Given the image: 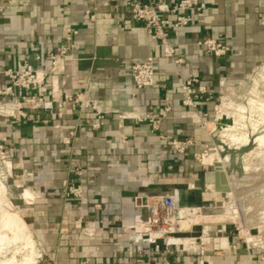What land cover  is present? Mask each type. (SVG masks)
I'll list each match as a JSON object with an SVG mask.
<instances>
[{
    "label": "crops",
    "instance_id": "obj_1",
    "mask_svg": "<svg viewBox=\"0 0 264 264\" xmlns=\"http://www.w3.org/2000/svg\"><path fill=\"white\" fill-rule=\"evenodd\" d=\"M126 1L97 0L93 23L86 15L90 0H7L0 15V90L8 84L4 73L19 61L30 57L35 63L39 55V67L47 69L49 55L59 52L66 31L79 33L68 60L58 68L57 82L49 77L44 85L52 109L26 110L24 117L0 115V159L14 164L21 180L14 184L17 200L28 206L22 217L56 264H197L198 254L170 255L161 242L159 252L143 245L139 253L125 226L146 215L134 206L135 197L175 195L181 207L191 208H207L212 201L205 192L214 171L198 157L214 145L210 126H219V99L264 62V0H201L206 9L193 13L189 26L169 31L179 64L164 56L142 23L130 19ZM155 1L171 5L178 0ZM205 37L228 45V55L216 58L200 51L196 43ZM148 57L156 61L155 83L138 89L129 67ZM190 78L199 79L197 87L206 90L196 108L183 104L182 83ZM76 94L96 102L104 119L97 121L91 108L62 104L66 95ZM166 98L172 110L160 131L138 121L160 113ZM13 101L0 96L1 103ZM187 111L194 112L193 118ZM119 113L128 118L119 121ZM97 123L100 128L94 129ZM73 130L76 136L68 144ZM174 139H192L194 145L178 155L171 148ZM71 184L82 185L81 199L66 200L64 189ZM25 190L31 196L27 202ZM86 221L96 223L94 237L82 234Z\"/></svg>",
    "mask_w": 264,
    "mask_h": 264
},
{
    "label": "built area",
    "instance_id": "obj_2",
    "mask_svg": "<svg viewBox=\"0 0 264 264\" xmlns=\"http://www.w3.org/2000/svg\"><path fill=\"white\" fill-rule=\"evenodd\" d=\"M59 1V0H57ZM116 1V0H108ZM91 7L86 11L87 17L91 22H96L98 3L97 0H90ZM7 0H0V15L6 11ZM129 17L131 20L142 23L146 31L153 35L160 43L165 57L172 59L176 64L181 61L175 59L176 49L169 43V31L181 29L189 26L193 21V13H201L206 9V4L201 0H178L173 4L157 2L155 0L144 1H126ZM261 24L264 26V17L261 19ZM78 30L68 29L63 45L60 47L58 53H51L48 58L47 69L39 67L41 57L34 56L35 63L30 57L19 61L15 69H8L4 74L8 80V84L0 90V96H9L14 99L10 103L0 102V115L14 116L19 114L22 117L26 115V110H36L42 108L44 110H51L52 103L45 100L44 96L47 92L44 86L47 79L50 77L57 82L59 75L58 68L61 64L68 60V55L74 49V37L78 35ZM196 47L211 56L222 58L228 55L230 48L224 42L211 37H205L196 43ZM129 74L132 78L133 84L138 89L150 88L154 86L156 74V61L153 57H148L143 61L134 62L129 67ZM199 79L190 78L182 83V91L184 93L183 104L189 108H196V101L200 99V94H205L206 90L202 87H197ZM39 89V94H33V91ZM57 89L52 88V98L55 99ZM72 104L73 109L79 107L80 109L91 108L95 112L97 121L104 119V115L100 112L96 102L88 100L85 94H76L74 96L66 95L64 97L63 105ZM171 105L168 98L165 100V105L160 113L148 114L143 118H138L140 123H147L154 132L161 129L162 123L167 119L171 112ZM218 105L215 106L217 112ZM186 116L193 118L194 112H185ZM119 121H124L128 117L125 113L117 114ZM216 122H218L216 120ZM216 124V123H214ZM58 127V126H57ZM94 129L100 128V124L93 125ZM76 136V130L70 131L67 143L70 144ZM194 145L192 139H174L171 141V148L178 154L183 155L187 150ZM209 149L204 154L200 155L198 159L203 163L204 157ZM209 154V153H208ZM2 163L6 164L4 158L0 159ZM10 164V163H9ZM204 164V163H203ZM7 165V164H6ZM205 165V164H204ZM11 166V164H10ZM212 167V166H208ZM11 168V167H10ZM76 175L81 177L80 169L76 170ZM66 200L81 199L84 195V190L81 184L67 185L64 189ZM134 206L146 213L142 220L125 226V229L130 231L129 239L138 246V252L141 253L143 245L149 247L154 246L155 251L161 250L159 242L165 248L167 254L173 255L176 253L198 252L200 255L199 264H209L205 260V249L199 252L198 249H180L176 244H170L169 236H178L187 233L181 227V221L190 217H202L208 213V208L200 207H181L175 195L157 196L152 198L135 197ZM213 210L216 209V201H213ZM99 208V207H96ZM184 213L182 217L181 213ZM86 227L82 229V234L86 237H94L96 235V223L94 221H86ZM208 227L203 230V234L208 236ZM226 230V229H225ZM224 230V232H225ZM191 233V230H189ZM189 239L195 242L200 241L203 246L202 238H181ZM215 250H218L215 247Z\"/></svg>",
    "mask_w": 264,
    "mask_h": 264
},
{
    "label": "rangeland",
    "instance_id": "obj_3",
    "mask_svg": "<svg viewBox=\"0 0 264 264\" xmlns=\"http://www.w3.org/2000/svg\"><path fill=\"white\" fill-rule=\"evenodd\" d=\"M263 104H264V62L261 63L258 67H256V69H254V71L246 77V79L244 80L242 85L239 86V88H236L232 92L225 93L224 95H222L221 99H219L218 110L216 112L215 117H216V120L218 121V124L221 123V126L219 128L217 127L216 124H211L210 126L211 127L210 129L214 131L213 133L215 135V138H214V145H212L209 148L212 150L214 149V151H209L208 152L209 155L207 153V155L204 157L203 163L205 165H211L215 161L214 165L215 164L220 165L221 172L224 176L223 165H225V168L228 169V164L231 161V157L229 160V155H225L226 158L225 156H222L221 153L224 151V147L230 150H238L241 147L250 146V144H252L253 138L260 136V135L263 136V132H264V111H263L264 109H262L264 107ZM227 114L229 118L227 117ZM222 121L224 123H222ZM213 128H215L216 130ZM228 128L229 129L231 128V129L227 130ZM233 136L235 137L233 138ZM242 139H245V140L242 141ZM248 139L250 141H247ZM222 140L224 144L223 142H221ZM235 140L239 142L237 143ZM216 141H218L219 144H216ZM229 144H231L232 146ZM261 144H264V143L263 142L260 144L257 143L256 145L258 147L255 146V148L250 150L248 154L242 157L243 159L242 165H243L244 171L247 174L249 173L248 171L250 169H253V171H257L258 173L254 174L255 178L260 179L261 183L264 184V147H263L264 145L261 146ZM238 146L239 148H237ZM219 153L222 156L221 158L218 157ZM210 154H212V156L213 154H215L213 158L214 160H212L213 162L207 161L208 156L211 157ZM222 159L224 160L222 161ZM204 160L207 162H205ZM7 162H10V161L8 160ZM6 164L2 163L0 160V181L5 188L4 192H5L6 198L13 205L14 210L17 211L18 214L21 216V218L25 221L26 219H24L23 217L26 215L25 210H26V207L28 206H25V203L23 204V202H19L17 200L18 190L16 189L14 185L16 181H21V180L17 178L19 176L15 174L14 169H12L14 167V164L12 166H10L9 163H6ZM245 166L247 168L249 167L251 168H249L248 170L247 168H244ZM228 175H229V181H230V174L228 173ZM256 181L257 180L255 179L254 182ZM224 184L227 185V182H225ZM211 188L208 186L206 189L205 197L207 199H218L222 201L226 197H228V195L229 196L233 195L231 193L227 195L219 193L217 190L213 188V186H211ZM26 193H29V190H25L23 193V199H25V202H27L31 198V197H26L25 196ZM249 199H251L255 203L257 202V203L264 204V187L261 188L256 194L251 196ZM213 201L214 200L209 201L204 206L207 208H213L211 207L213 204ZM235 203L238 209L240 219H237V220L226 219V220H220V221H218L217 219L214 220V218H209V216L220 214L223 211V209L222 210L208 209L207 210L208 213L200 217L199 221H197L196 223L190 224V228L187 229L188 230L187 233H184L178 236H169V237L170 238H178V237L202 238L203 243H204L203 246H201V242L198 241L197 243L200 248L198 247L199 249L198 248L196 249H198L199 252L202 250L201 248L205 249L206 251L205 260L207 259V257L214 258L216 255H218L217 258L211 259L212 261L211 260L208 261L209 264H264V247L262 245L255 244L252 242H250L249 244V240H246L245 233L243 232L244 227L242 225V221H240L241 215L239 212V207L237 205V202ZM249 211L250 209H248L246 212H249ZM184 213L185 212L181 213L182 217L185 216ZM190 218L195 219V217H190ZM25 223L30 233L32 234V237L34 238L33 233L29 228V225H28L29 223L27 222V220L25 221ZM253 224L255 225V227L250 230H247L246 232L248 234H251L252 236L258 235V234L260 235L261 231L264 230V226H263L264 225V210L258 213L256 218L254 219ZM206 227H208L209 229L207 232L208 236H205L203 234V230ZM219 228L220 230L221 228L223 229V231L222 230L220 231V233L222 234L219 233ZM189 230H191V233H189ZM219 242H221V246L218 244ZM36 245L38 246L37 248L40 252L39 257L36 260V264H56L55 261L48 259L45 256L44 252L42 251L41 246L37 242H36ZM14 246H17V248L19 249L18 251L20 252L19 253L20 256H23V254L26 252L25 243L22 240H18L14 244ZM215 247H217L218 250H215ZM9 251H11L12 253ZM9 251L5 250L4 254L1 255L0 257L1 262L13 256V250H9ZM189 253L198 254L197 251L196 252L192 251ZM20 256L18 255L19 259L21 258ZM197 262H198L197 264L200 263V258ZM168 264H171V263L169 262Z\"/></svg>",
    "mask_w": 264,
    "mask_h": 264
},
{
    "label": "bare ground",
    "instance_id": "obj_4",
    "mask_svg": "<svg viewBox=\"0 0 264 264\" xmlns=\"http://www.w3.org/2000/svg\"><path fill=\"white\" fill-rule=\"evenodd\" d=\"M263 106H264V104H263ZM262 109H264V107ZM227 117H228V114H227ZM227 126H229V125H227ZM213 129H215V128H213ZM230 129L228 128L227 130H230ZM212 132H214V131H212ZM234 137L235 136H233V138ZM239 138H241V137H239ZM252 138H253V136H252ZM243 140H245V139H242V141ZM240 141H241V139H240ZM247 141H250V140L248 139ZM221 142H223V140ZM262 142L264 143V132H263V136L260 135V136H257L255 138H253L252 144H250V146H251L250 150L255 148V146H257L256 145L257 143L260 144ZM223 144H224V142H223ZM229 145H231V144H229ZM262 145H264V144H261V146ZM261 146H260V148H261ZM237 148H239V146ZM210 155H211V157L208 156V158H207L208 160L207 161L208 162H210V161L213 162L212 160H214L213 158H214L215 154H213V156H212V154H210ZM218 157H220V158L222 157L220 153L218 154ZM225 158H226V156H225ZM223 160L224 159H222V161ZM229 160H230V156H229ZM207 161H205V162H207ZM226 161H228V160H226ZM214 162H213L212 165H207V166H212L213 167ZM244 168H247V167L245 166ZM249 168H251V167H249ZM249 168H247V169L249 170ZM223 171H224V176L222 178L223 182L224 183L227 182V185L230 188L231 187V181H229L228 169L225 168V165H223ZM208 186L210 188H211V186H213V188L215 189L213 184H208L207 187ZM207 187H206V189H207ZM4 189L5 188H4V186L2 185V183L0 181V257H1V255L4 254L5 250H8V251L9 250H13V256L11 258H9V259H6L5 261H2V262L0 261V264H36V260H37V258L40 255V252H39V250L37 248L38 246L36 245V241L32 237V234L30 233L25 221L21 218V216L18 214V212L14 210L13 205L6 198ZM211 190H212V188H211ZM217 191L219 193H222L219 190H217ZM229 193H231L233 195H230V196L228 195V197H226L222 201H220L218 199H212V200L216 201V203L217 202H221V207H217L216 206V209L217 210H222L223 209V211L220 214L211 215V216H209V218H214V220L217 219L218 221L226 220V219H233V220L240 219V216H239V213H238V209H237L236 203H235L236 201H235L234 193H233L232 189L229 190L227 193H222V194L227 195ZM25 196L26 197H31L29 193H26ZM207 200H210V199H207ZM259 204H261V203H259ZM208 209L212 210L213 208H208ZM199 219H200V217H195V219L194 218H188V219H185L184 221H181L182 229H184V230L189 229L190 228V224L191 223H196L197 221H199ZM257 226H259V225H257ZM221 230L223 231L222 228H221ZM221 230L219 228V233H220ZM246 231H247L246 229L243 230V232L245 233L246 240H249V244H250V242H252V243H255V244L262 245L264 247V230L261 231L260 235L258 234V235H254V236H252L251 234H248ZM220 234H222V233H220ZM18 240H22L25 243L26 252L23 254V256H20V254H19L20 252L18 251L19 249L17 248V246H14V244ZM169 241H170V244L178 245V247L180 249H190V248H195L196 249V248L199 247L197 242H195L193 240H189V239L170 238ZM218 244L221 246V242H219ZM228 245H229V243H228ZM253 246H254V244H253ZM9 252H11V251H9ZM18 255L21 257L20 259H19Z\"/></svg>",
    "mask_w": 264,
    "mask_h": 264
},
{
    "label": "water",
    "instance_id": "obj_5",
    "mask_svg": "<svg viewBox=\"0 0 264 264\" xmlns=\"http://www.w3.org/2000/svg\"><path fill=\"white\" fill-rule=\"evenodd\" d=\"M222 123H224L222 121ZM217 126L218 128L220 127ZM216 144H219L216 141ZM251 146L241 147L238 150H230L224 147V151L221 153L222 156L229 155L231 161L228 165V173L230 174L231 187L224 184L223 175L221 173V167L218 164L213 166L214 171V181L213 185L216 190H219L222 193H227L232 189L234 193L235 200L239 207V212L241 215V221L244 229L250 230L255 227L253 224L254 219L258 213L264 210V204L255 203L251 199V196L256 194L261 188L264 187V184L261 183L260 179L255 178L254 174L258 173L250 169L248 174L244 171L242 165V157L249 153ZM257 180L256 182L255 179ZM224 184V185H223ZM217 207H221V202L216 203ZM250 209L249 212H246Z\"/></svg>",
    "mask_w": 264,
    "mask_h": 264
}]
</instances>
